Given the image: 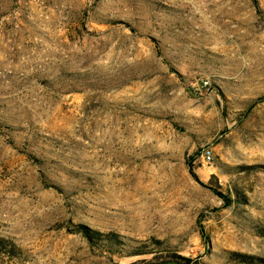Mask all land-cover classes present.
I'll list each match as a JSON object with an SVG mask.
<instances>
[{
    "label": "rangeland",
    "instance_id": "rangeland-1",
    "mask_svg": "<svg viewBox=\"0 0 264 264\" xmlns=\"http://www.w3.org/2000/svg\"><path fill=\"white\" fill-rule=\"evenodd\" d=\"M169 249L264 264V0H0V264Z\"/></svg>",
    "mask_w": 264,
    "mask_h": 264
},
{
    "label": "trees",
    "instance_id": "trees-1",
    "mask_svg": "<svg viewBox=\"0 0 264 264\" xmlns=\"http://www.w3.org/2000/svg\"><path fill=\"white\" fill-rule=\"evenodd\" d=\"M188 165L190 168L191 173L193 174L194 177H196L198 179V175L195 171L194 165L192 163V161H188ZM212 189L221 197L226 198L228 201H230L231 199L229 197H227V195H225L220 189L216 188V187H212ZM91 230L87 228V230L85 231L87 236H89L90 238H92L91 235ZM96 234H102L95 231ZM201 233H202V237L203 239L206 238L205 235V231L203 229V226H201ZM110 237H114L117 235L115 233H110L109 234ZM158 242V241H157ZM153 253V252H152ZM155 253V252H154ZM165 255L161 256V259L158 258L157 256L154 259H149V263L150 264H198L193 257L181 254V253H177L174 250H168L166 253H164ZM239 256V260L243 261V262H247V263H255V262H259L260 260H262L259 257H256L254 255H250V254H244V253H238L236 254ZM147 261V259H144ZM148 262V261H147Z\"/></svg>",
    "mask_w": 264,
    "mask_h": 264
},
{
    "label": "built area",
    "instance_id": "built-area-1",
    "mask_svg": "<svg viewBox=\"0 0 264 264\" xmlns=\"http://www.w3.org/2000/svg\"><path fill=\"white\" fill-rule=\"evenodd\" d=\"M202 157L205 162H211L213 158V151L211 148L206 147L202 152Z\"/></svg>",
    "mask_w": 264,
    "mask_h": 264
}]
</instances>
